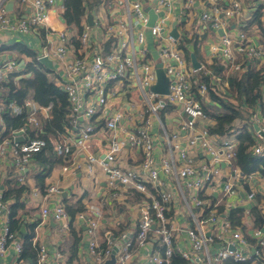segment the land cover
Wrapping results in <instances>:
<instances>
[{
  "label": "built area",
  "instance_id": "obj_1",
  "mask_svg": "<svg viewBox=\"0 0 264 264\" xmlns=\"http://www.w3.org/2000/svg\"><path fill=\"white\" fill-rule=\"evenodd\" d=\"M5 1L0 0V32L11 30L28 34L44 29L46 41L43 49L33 50L34 55L19 53L13 49L4 50L0 56V125L5 123L6 108H10L15 115L25 114L24 126L0 140V177L3 172V158L9 153L17 167L19 180L23 182L26 164L47 145L44 138H32L27 131L41 127V118L49 117L52 105L42 106L31 97L25 105L13 101L8 105L3 96L7 85L17 84L19 79L30 76L31 70L35 69L68 93L71 103L70 126L66 127L64 141L55 145L56 154L64 157L73 154L74 140L77 147L84 151L89 150L95 133V125L91 120L96 115L105 119V127L111 136L103 157L90 153L84 163L79 160L68 161L64 170L84 169L93 173L99 166L107 173L111 189H116L120 184L145 193L149 192L148 184L158 188L159 197L151 194L152 201L142 210L136 234V241L140 246L146 243L153 229L163 242L164 250L152 253L148 264H167L175 253L174 227L166 216V211L174 200L170 185L172 189H186L193 193V203L189 205L192 225L187 229L193 253L180 250L185 258L191 261L197 259L198 262L207 260L209 264H223L227 259L254 261L264 257L262 229L254 230L253 237L257 242L252 245L240 230L233 228L231 221L219 215L215 203L210 204L208 200L201 198V191L208 187L221 193L224 199L238 193L235 180L232 177L223 180L224 173L220 167V163L225 161L229 164L233 177L237 178L233 162L238 140L235 135L220 140L209 135L206 128H198L206 115L192 91V77L196 70L181 48V39L185 35L176 38L168 23L178 0H158L155 6L158 16L153 25H150V14L145 9L143 0H127L124 5L119 0H112L108 3L110 15L100 12L95 16L93 24L89 23L88 14L85 15L82 32L75 36L76 39H73L74 35L67 28L58 29L52 23L55 18L59 20L64 17L65 1L20 0V12L24 15L21 13L22 15L15 17L11 15ZM210 3L211 8L202 13L201 19L203 22H211L214 28L225 29L231 19L244 12L241 0H231L227 6L221 0H210ZM192 4L193 0L182 2L181 17L190 12ZM120 5L124 8L122 16L118 17ZM146 30L156 39L159 49H155V52L158 53V59L151 49L146 48ZM200 32H203L201 26L198 28L201 35ZM76 40L79 46H76ZM238 46L241 49H236ZM213 48L219 53L222 62L227 66L231 65L235 70H245L243 63H237L238 53L246 52L251 60L258 63L264 61V48L255 45L253 39L244 32L237 39L225 32L219 44ZM43 58L51 60L54 68L51 69L42 62ZM158 62L163 63V69L169 77V92L166 94L154 90L158 82ZM215 79L216 91L226 94L228 82L221 77ZM207 92L208 86L200 84L198 93L204 96ZM170 106H178L182 111L181 129L185 131L190 146L199 148L203 155L211 156V160L202 162L200 168L196 167L194 157L182 147L183 134L178 131L168 132L166 129L161 112ZM82 120L87 121L85 126H82ZM252 120L256 140L253 151L264 159V109L258 107ZM155 122L165 131L172 155L161 162L156 161L154 151ZM255 125H258V130ZM2 131L0 130V135ZM20 135L24 137L23 141L17 140ZM127 145L142 152L143 161L138 169L124 168L117 163L119 153ZM177 162L181 165L178 166ZM161 173L174 180V183L169 184ZM59 192L58 186L50 185L46 199ZM249 197L253 198L254 194L251 193ZM212 205L215 208L205 217V210ZM152 210L155 211V216ZM9 213L10 207L3 201L0 191V222H3L0 256L5 255L12 246L20 256L22 243L19 236L10 231ZM42 215L44 219L52 216L62 222L68 218L64 204H57L52 208L43 206ZM101 216L102 210L96 207L94 217L88 219L87 232L93 264H104L111 257L114 246L119 245L109 236L107 247H100L97 238ZM64 228L65 225L62 224L61 230ZM124 239L125 242L119 245L116 253L115 264H132L133 242L129 241L127 235ZM34 240L37 242V238ZM214 243L220 246L211 255L208 248ZM38 247V264H66L61 249L51 251L45 243H39Z\"/></svg>",
  "mask_w": 264,
  "mask_h": 264
},
{
  "label": "crops",
  "instance_id": "obj_2",
  "mask_svg": "<svg viewBox=\"0 0 264 264\" xmlns=\"http://www.w3.org/2000/svg\"><path fill=\"white\" fill-rule=\"evenodd\" d=\"M65 0H62L64 2ZM112 0H100L97 2V5L94 8L88 9V21L89 14L93 15V22L95 16L100 12H104L106 15H110L109 2ZM127 0H119L122 5L126 3ZM184 0H178L177 4L174 5L171 12L170 19L168 23L171 26V32L176 26L180 36L185 35V39H190L195 35V32L198 31L199 26L203 32L200 35L199 42L193 40L188 46L190 49H194L197 45L198 49L201 50V59L200 62L205 65H210L213 63L216 57H219V53H216L213 49L214 45L219 44L221 35L220 29L214 28L210 22H203L201 15L203 12L211 8L210 0H193L192 9L189 13L185 14V17H181L180 8ZM222 2L225 0H221ZM231 0H227L226 4L228 5ZM244 12L241 16L231 19L226 25V32L234 39H237L241 32L242 27L252 21L253 14L260 10L263 13L262 20L264 22V0H241ZM6 6L10 2H13L12 10H9L12 16L24 15L20 12V0H6ZM85 5L87 7V1L85 0ZM91 2H93L91 0ZM144 7L148 11V8L152 7L155 10V6L158 4V0H143ZM123 6L120 5L117 16H122ZM22 13V14H21ZM150 14V13H149ZM85 17V16H84ZM83 17V18H84ZM65 19V17H63ZM157 20V19H156ZM155 20V22H156ZM66 21V19H65ZM62 20V17L52 23L58 29L67 28L70 31L71 35L76 36L78 31L73 29L70 30V27L67 23ZM154 22V23H155ZM90 23V21H89ZM91 24V23H90ZM93 24V23H92ZM223 29V27L221 28ZM224 29V30H225ZM254 37H251L255 45L264 48L263 38L260 34V30L256 24L252 25L249 29ZM146 48L151 49L155 57L158 59V53L155 52V49H159L156 43V39L151 34L149 30H146ZM44 29H37L28 34L18 33L17 31H5L0 32V47L6 45V49H17L22 47L24 49H43L46 41ZM198 40V39H197ZM17 47V48H16ZM240 47V46H238ZM236 49H241L240 48ZM198 57V56H197ZM160 63V62H158ZM191 63V59H190ZM264 64V61H261ZM161 116L166 123V129L168 132H181L182 137V147L186 148L190 155L194 157L196 167L200 168L202 162L210 161L211 157H208V154H202L197 147H191L187 142L188 137L185 134V131L181 129L180 120L183 117L182 111L178 106H170L164 109L161 112ZM207 118H205L198 128H205L207 125ZM82 126H85L87 121L82 120ZM106 128V127H105ZM101 128L97 133L92 136L90 141V149L84 151L75 145L76 140L73 141V154L70 156L62 157L67 161L79 160L84 163L87 159V156L90 153H94L97 156L103 157L105 152L108 149L110 144V133ZM154 139H155V156L156 161L161 162L164 158L172 157L169 150V142L167 135L164 130H162L157 123L153 128ZM236 137V134H234ZM64 137L62 141H64ZM58 143V142H57ZM55 154V152H54ZM59 157V156H58ZM69 159V160H68ZM143 161V155L140 149L125 146L124 149L119 153L117 158V163L122 165L124 168L138 169ZM225 163V165H223ZM177 165L180 166L181 163L177 162ZM63 162L56 163L50 169L47 174V171L44 174H47L43 180V174L39 175L41 171L48 166H43L36 159V155L31 158V160L26 164L23 173L25 175L24 181L19 180L17 167L14 164L13 158L7 153L3 158V172L0 177V191L9 190L15 185V182L19 181L20 185H24V190L20 193V198L12 197L10 200L12 205L16 202H19L23 207L21 208L22 213H24V225L26 226V233L30 231L32 226H35L36 238L38 242L45 243L48 245L51 251L56 249H61L65 255L66 264H93L92 263V254L90 252V237L87 232L88 229V219L94 217V209L100 208L102 210V216L100 219L98 241L100 244L107 240L110 236L113 238L117 244L125 242L124 237L127 235L129 241H136V234L138 231L139 221L142 215V210L147 205V200L142 198L140 195H136L133 191H129L130 188H127L124 185H118L116 189H111L108 185V175L107 173L100 168L96 167L93 173H90L84 169L77 171L64 170ZM220 167L223 170V180H227V177H232L235 180L238 193L230 196L226 199V206L228 209L242 206L247 209L246 223L249 228H252V219L250 217V209L252 204L256 201V198H250V194L253 193L261 198V204L264 208V176L256 173L249 177H242L240 174H237V178L233 177L234 174L231 172L229 164L225 161L220 163ZM162 177L169 184H173L174 180L169 179L164 173H161ZM247 181L250 185L249 191L244 189L243 182ZM50 185L58 186L60 192L55 194L53 197L46 199L48 189ZM221 188V187H220ZM219 188V189H220ZM170 189L174 192L173 208L174 216L170 218L172 225L174 227V236H175V249L179 252L187 251L193 253L191 241L189 239L187 229L192 225L191 217L189 216V205L193 203V193L189 190L184 189L181 191L179 188ZM202 191H205V195L209 196L214 194L216 197H222L221 193L212 191L211 188H205ZM147 197H151V192H147ZM70 203L72 205L82 204L85 206L86 211L78 213L73 219L68 216L65 221H58L52 216L47 219L43 218L42 208L43 206L54 207L57 204ZM56 224H54V223ZM64 224V230H61V225ZM23 225V226H24ZM3 226V222H0V233ZM126 226L125 236L121 239L118 237H113L116 233ZM264 231V228L262 229ZM241 231V230H240ZM242 232V231H241ZM243 233V232H242ZM219 244L214 243L209 245V252L211 255H214L219 249ZM164 247L163 242L160 237L157 236L155 231L150 232L149 238L146 243L142 246L137 245L132 249L133 260L132 264H148L149 256L152 253L162 252ZM19 253L15 247H9L7 253L3 256H0V264H29L20 261ZM190 264H209L207 260L198 262L197 259L192 260ZM259 264V263H254Z\"/></svg>",
  "mask_w": 264,
  "mask_h": 264
},
{
  "label": "trees",
  "instance_id": "obj_3",
  "mask_svg": "<svg viewBox=\"0 0 264 264\" xmlns=\"http://www.w3.org/2000/svg\"><path fill=\"white\" fill-rule=\"evenodd\" d=\"M84 1L85 0H65L66 11L64 17L66 23L71 31L75 29L78 31V34L82 32L83 17L86 15L88 9L94 8L100 0H92L93 2H91V0H86L89 7L85 5ZM226 1L227 0L222 2L224 6H227ZM262 17L263 13L261 9L256 11L253 14L250 24L246 23L242 27V32L248 37H254L249 29L252 25L256 24L264 42V22ZM73 39H76V37L73 36ZM195 39L197 42L200 40V34L198 31H196L195 35L190 39H185L184 37L181 39V48L184 50L189 61L191 59V52H195L198 58L201 59V50L198 49L197 45L194 49L188 47ZM77 41L78 40L75 41L76 46H79V42ZM6 48V45L0 47V56L4 50H13ZM14 50H17L19 53L26 52L34 55L33 50L24 49L23 46ZM237 63H243L245 70H235L231 65H225L220 56L216 57L213 63L202 66L201 69L195 71L192 77V91L200 101L206 118L209 120L205 127L209 135L222 140L236 134L238 145L233 165L237 174H240L244 178L256 173L264 176V159L256 155L253 151L256 140L252 120L253 114L258 107L264 109V64L258 63L256 60H251L246 52L238 53ZM31 71L32 74L30 76L19 79L17 84L11 83L7 85L6 89L3 91V96L8 105L11 101L16 102L19 105H25L29 97L42 106L52 105L49 117L41 118V127L37 129L30 128L29 131H27V134L32 138H44L47 142V145L41 151L33 155H36V159L38 158V161L43 164L44 167L48 166L39 174H43L44 180L53 165L60 162H63L64 165L68 163L66 159L62 158L64 156L56 154L55 145L57 142L59 143L62 141L66 127L70 126L71 103L68 93L50 82L44 73L35 69H32ZM215 77H221L228 82L229 87L227 88L226 94L216 91ZM203 83L208 86V92L206 95L201 96L198 93V87ZM4 120L5 123L0 125V130H3L2 135H0V140L9 137L12 131L24 126L25 114L15 115L10 108H6ZM91 122L95 125V133L101 128H105V119L101 115H96ZM45 171H47V174H44ZM243 185L246 191L251 190L250 185L246 180L243 182ZM147 187L152 195L159 197L158 188L153 187L151 184H148ZM24 188V185H20L19 181L15 182V185L12 188L2 191L3 201L9 205L12 197L19 199L20 193ZM129 191H133L136 195L145 198L148 203L152 201V197H147V193L141 192L136 188H130ZM200 194L201 198L208 200L210 204L215 203L219 215L224 216L231 221L234 229L241 230L248 242L252 245L257 242V239L253 237V232L256 229L264 228V208L260 206V196L256 195L255 197L254 194L253 198H256V201L252 204L249 212L253 225L252 228H249L246 223V208L239 206L228 209L226 206V199L216 197L214 194L206 196L205 191H201ZM64 206L68 216L73 219L78 213L86 211L85 206L82 204L72 205L68 202L66 205L64 204ZM9 207L10 213L8 223L10 231L14 235L19 236L22 226L24 225V213L21 211L23 205L16 202L13 205L10 203ZM213 208H215L213 205L212 207H207L205 210V217L209 216L210 211ZM152 213L155 216L154 210H152ZM174 213L173 204L171 203L169 209L166 211V216L172 218ZM125 230L126 226H123V228H121L113 237L116 236L122 239L125 236ZM152 231H155V229ZM35 238V226H32L30 231L24 233L21 239L22 252L19 257L20 261L29 264H38V244L40 242H38V240L35 242ZM107 245V240H105L100 244V247L106 248ZM137 245H139L138 242L134 241L132 249ZM163 250L164 247L161 251ZM190 263V259L185 258L175 249V253L167 264ZM254 263L264 264V257H260L254 261H236L234 259H227L223 264Z\"/></svg>",
  "mask_w": 264,
  "mask_h": 264
},
{
  "label": "water",
  "instance_id": "obj_4",
  "mask_svg": "<svg viewBox=\"0 0 264 264\" xmlns=\"http://www.w3.org/2000/svg\"><path fill=\"white\" fill-rule=\"evenodd\" d=\"M8 10H12L13 8V2H10L7 6ZM148 12L150 13V25H153L155 20L157 19L158 14L155 12V10L150 7L148 8ZM62 20L65 21V19L62 17ZM89 21L92 24L93 23V15L92 13L89 14ZM225 30L224 29H220V35H224L225 34ZM172 34L178 38L180 36V33L178 31V27L176 26L175 23V27L172 31ZM42 62H44L48 67H50L51 69L54 68V64L51 60H49L48 58H43ZM191 64L193 66V68L195 70H199L202 68L203 64L200 62V60L198 59L197 55L195 52H191ZM157 76H158V82L154 87V90L162 93V94H166L169 92V77L166 75L165 70L163 69V63L160 62L157 64ZM256 130L259 129L258 125H255ZM264 135V133H263ZM18 141H23L24 137L22 135H20L17 138ZM208 157L210 158L211 156L208 155ZM225 165V163L223 164ZM54 223V222H53ZM56 224V223H54ZM153 228H155V226H153ZM24 233H26V226H22L21 229V233L19 235V240L22 239ZM119 245H115L114 246V250L113 253L111 255V257L104 263V264H115L116 263V253L119 251Z\"/></svg>",
  "mask_w": 264,
  "mask_h": 264
}]
</instances>
